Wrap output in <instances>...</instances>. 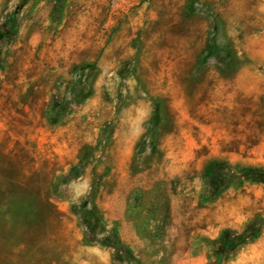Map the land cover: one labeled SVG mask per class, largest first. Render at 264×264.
Listing matches in <instances>:
<instances>
[{
  "label": "rangeland",
  "instance_id": "obj_1",
  "mask_svg": "<svg viewBox=\"0 0 264 264\" xmlns=\"http://www.w3.org/2000/svg\"><path fill=\"white\" fill-rule=\"evenodd\" d=\"M245 169L264 0H0V264H264Z\"/></svg>",
  "mask_w": 264,
  "mask_h": 264
},
{
  "label": "trees",
  "instance_id": "obj_2",
  "mask_svg": "<svg viewBox=\"0 0 264 264\" xmlns=\"http://www.w3.org/2000/svg\"><path fill=\"white\" fill-rule=\"evenodd\" d=\"M242 175L243 177L251 181H257V182L264 183V170L263 169H245L242 172ZM253 233L255 232L252 230L250 225H247L243 232L233 235V236H231L227 231H225L222 233L219 239L218 249H220V251L222 250V248H226L227 250L234 249V247L237 244L247 239Z\"/></svg>",
  "mask_w": 264,
  "mask_h": 264
}]
</instances>
